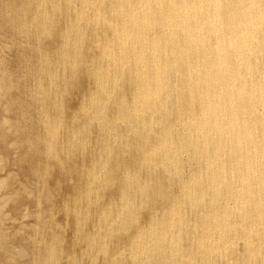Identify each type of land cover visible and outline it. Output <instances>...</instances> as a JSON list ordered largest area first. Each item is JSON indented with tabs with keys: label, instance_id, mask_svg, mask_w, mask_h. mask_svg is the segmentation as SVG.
Masks as SVG:
<instances>
[{
	"label": "rangeland",
	"instance_id": "rangeland-1",
	"mask_svg": "<svg viewBox=\"0 0 264 264\" xmlns=\"http://www.w3.org/2000/svg\"><path fill=\"white\" fill-rule=\"evenodd\" d=\"M126 1L128 0H0V264H140L137 261L131 263L129 253L139 250L138 242L145 235L143 227H148L153 223L152 219L158 221L160 217L161 223L157 224L158 228L161 229L167 223L168 225L172 223L173 220L170 219L171 217L168 218L169 210L166 208L170 209L179 201L185 209L182 213L183 218L180 217L182 218L180 225L183 224V226H181L179 238L181 251L184 252L176 254L177 258L175 254L167 255L169 256L167 264L169 262V264L172 262L173 264H191L188 258L183 259L186 252L192 255L193 261L202 262L204 257V264H228L227 260L232 258L231 264H240L244 261L240 260L244 249L241 240L231 254L225 255L230 256L229 259L225 256L220 258L214 254L209 256L208 253H201V255L194 248L196 241L194 236L200 233L201 223L199 220L197 224L199 226L194 227L197 221L194 217V208L190 207L191 203L188 198L185 199L184 195L183 200L180 190L184 183L187 186L191 185L189 179L193 172L199 173L203 169L199 166L202 167V163L204 166V157L201 154L200 156L195 154L186 143L184 146L180 144V140L185 138V142L189 137L186 135L188 133L187 127L185 129L186 124L184 126L181 122L185 117L183 110L196 111L200 96L191 97L181 92L178 97L174 91L169 92V89H164L163 95H166V98L163 102H142L143 88L148 89L150 85V89H153L156 82L150 73L146 74L148 78L141 75L134 59L138 56V50L142 48L144 58L150 60L148 40L159 36L161 32L158 29L144 32L135 43V48L133 46L131 48L128 43L130 41L120 43L123 28L121 26L126 22L128 24L129 18L116 10L114 6ZM157 15L160 17L159 14ZM98 41H101L100 45ZM179 66L183 69L184 62L180 60ZM167 73L166 86L177 88L184 85L178 73H174L173 70H168ZM115 77L118 78V82ZM143 84L144 86L141 87ZM56 89L57 92H55ZM125 95L126 98H124ZM154 103L158 104L154 105ZM172 108L174 112L171 111ZM120 109L122 112L119 111ZM137 112L139 114H136ZM133 115L136 118H130ZM138 117L142 119L141 122ZM160 132L163 136H167V140L169 138L173 140L180 150L183 147L186 153L182 150L183 153H180L179 150L175 161L167 157L164 153L165 144L170 140L166 141ZM146 143L147 146H144ZM142 157H144L143 160ZM155 159L156 163L152 161ZM202 177L200 176V182L198 181L196 186L198 189L206 184L205 177ZM169 178H172V181ZM146 183L148 186L144 187ZM137 185L144 188L141 187L142 190H140L136 187ZM136 189L138 190L135 191ZM129 195H131L130 199H128ZM208 196L204 197L207 199ZM148 201L151 203L146 206L145 203ZM133 202L139 204L140 209L137 208V204L132 206ZM194 205H196V213L210 209L208 203ZM115 213L117 215H114ZM118 213L121 214L118 215ZM119 217L122 218L121 222ZM236 217L238 216L233 218ZM162 218L168 222L166 223ZM239 220H241L240 217L236 221ZM144 221L148 222L144 224ZM156 221L154 223H157ZM124 225H127V229ZM191 227L194 229H190ZM236 229V235L242 236L244 232L240 227ZM133 236L136 240L131 238ZM181 236L185 237L181 240ZM167 240L164 242L165 249L169 244ZM133 242L137 249H134ZM92 253L98 254L94 256ZM196 255H200L199 259ZM151 256L153 259L150 257L148 264H158L159 261L155 260L159 256L154 251ZM170 259L171 261H168ZM244 262V264H259V261L254 263L245 260Z\"/></svg>",
	"mask_w": 264,
	"mask_h": 264
},
{
	"label": "bare ground",
	"instance_id": "bare-ground-1",
	"mask_svg": "<svg viewBox=\"0 0 264 264\" xmlns=\"http://www.w3.org/2000/svg\"><path fill=\"white\" fill-rule=\"evenodd\" d=\"M20 2H23V1H20ZM114 8L116 10H118L119 12L121 11L124 16H127L129 18V21L127 19V21L129 23L127 24V22L125 21L126 23L121 26V28L122 27L123 28L121 29L122 34L120 37L121 40L119 39L120 43L123 41H130L128 43H130L131 48H132V46H133V48H135L134 47L135 43L144 34V32L153 31L154 29H158L161 32V34L159 36L151 37V39L148 40L149 41L148 48H149V51L151 52L150 60L148 58H144V56H143L144 53L142 52V48H140V50H138L139 53L137 52L138 56L135 55L136 56L135 59L132 57L136 61V62L135 61L134 62L137 63V68L139 69V72L141 73V75L147 77V75H149L148 73H150L152 75V77H154L155 82H156L153 89H150V87H151L150 85H148V89L143 88V92H142L143 97L141 98L142 102H144V103L145 102H152V101L163 102L164 98H166V95H163V93L165 91L164 89H169V92L174 91L176 96L178 95V97L180 95L179 93H181V92L187 93L191 97H193L194 95L200 96V99L198 102V107H197L196 111H192V109L189 111H187L186 109L183 110V111H185L184 112L185 117H183L184 119L181 122H182V124L184 123V126L186 124L185 129L187 127V130H188V133L186 135H189V137L186 139L185 142H184V140H185L184 137H183L184 138L183 140H180L181 141L180 144L182 143V145L184 146V144L186 143V145H188L192 148V150H193V152H195V154H198V155L201 154L204 157V166H203V163H202V167L197 165V166H199L200 169L201 168H203V169L200 170L198 168L200 170V171L198 170L199 173L194 174V172H193L191 179H189L191 185L187 186V184L184 185L185 184L184 183L182 190H180L182 193L181 197L184 195L185 199L188 198V200L191 203L190 207L192 206L194 208V213H195L194 217L197 220L194 227L196 228L197 226H199V225H197L199 220H200L199 222L201 223L200 233H198V234L196 233V236H194V237H196L195 238L196 241L194 243V246H195L194 248L200 254L201 253L202 254L208 253L209 256L211 254H214L216 256H219L220 258H222V257L224 258L225 255H228L229 253L231 254V251L234 249V247L237 245V243H239L238 241L241 240V243H243L244 249L242 250L243 251L242 255H240L241 256L240 260H242V261L246 260L247 262L253 261L254 263L256 261H259V264H264V0H132V1L128 0L124 3L119 2L118 5L114 6ZM81 14H82V12H81ZM157 14H159L160 17H158ZM107 26H109V25H107ZM111 26H113V28H114V25L111 24ZM83 31H82V33H83ZM114 32H115V30H114ZM116 32H117V30H116ZM178 33H181V34L177 35ZM69 35L71 36V34H69ZM115 40H117V39H115ZM145 41L148 45L147 39ZM100 42L98 43L99 45H100ZM124 43L126 44V42H124ZM128 52H129V50H128ZM72 54H74V53H72ZM110 55H112V54H110ZM125 55H126V51H125ZM77 58H78V56H77ZM120 58H121V56H120ZM124 58H123V60H125ZM146 59L149 60V62H150L149 64L147 63L148 60H146ZM180 60L182 62H184L183 69L179 66ZM120 62H122V61L120 60ZM130 65H132V64H130ZM113 68L115 70V67H113ZM75 69H74V71H75ZM138 69H137V71H138ZM114 70H113V74H114ZM168 70H173L174 73H178L180 75V78L184 81V85L182 87L176 88L174 86H166V80L165 79L167 77V74H168L167 71ZM63 71H65V70L63 69ZM116 73H119V72H116ZM178 74H176V75L179 76ZM136 75H137V73H136ZM114 76H115V74H114ZM130 76H132V75H130ZM117 79L118 78L115 79L116 82L119 81V80L117 81ZM119 79H120V77H119ZM112 80H113V78H112ZM175 81H177V80H175ZM115 84H118V83H115ZM140 84H141V82H140ZM144 84H145V82H144ZM144 84L141 85V87L144 86ZM151 84H153V83H151ZM4 86H6V85H4ZM118 88H119V85H118ZM107 89H109V88H107ZM135 89H137V88H135ZM55 92H57V89ZM121 92H122V89H121ZM138 95L141 96V94H138ZM105 96L106 95H104V98H105ZM121 96H122V94H121ZM134 96H136V95H134ZM124 98H126V95ZM132 99H133V97H132ZM121 100H122V98H121ZM130 100H131V98H130ZM160 100H162V101H160ZM173 100H175V99H173ZM118 101L120 103V100H118ZM166 101H168V100H166ZM174 103H175V101H174ZM134 104H135V102H134ZM155 104H158V103H154V105ZM166 104H167V102H166ZM179 106H181V105H179ZM147 107L149 108L150 105ZM131 108L133 109V107H131ZM167 108H170V107H167ZM94 110L95 109H93V111ZM158 110H159V108H158ZM158 110H156V111H158ZM119 111L122 112L121 109ZM146 111H147V109H146ZM171 111L174 112V109ZM130 112L131 111H129L127 113H130ZM56 113H58V112H56ZM136 114H139V113L137 112ZM184 114H182V115H184ZM127 115L130 116L131 114H127ZM161 116H162V114H161ZM133 117H135V116L133 115L130 118L134 119ZM130 118H127V119H130ZM138 118H140V117H138ZM138 118H137V121L139 120ZM53 119H55V118H53ZM181 119H182V117H181ZM96 120L98 121L97 118H96ZM141 120L142 119L140 118V122H141ZM126 124H127V122H126ZM151 124H153V123H151ZM134 125H135V121H134ZM139 125L141 126V123ZM150 127H149V129H150ZM170 128H171V126H170ZM178 128H177V130H178ZM117 129H118V127H117ZM120 129H121V127H120ZM152 129H154V128H152ZM163 130H165V129L163 128ZM152 131H154V130H152ZM160 134L163 136V134L161 132H160ZM180 134L181 133H179V135ZM129 135H131V134L129 133ZM148 135H149V133H148ZM73 136H74V134H73ZM135 136H136V134H135ZM140 136H141V134H140ZM174 136L175 135H173V137ZM136 137H139V136H136ZM166 137H165V135L163 136V138H165L166 141H169V140L170 141L165 144L166 150L164 153L166 154L167 157H170V159L173 158L175 161L177 158V152L180 150L178 148L179 146L177 147V145L173 143V140L171 141L170 138H169V140H167ZM152 138H154V137H152ZM171 138H172V136H171ZM66 139H68V138H66ZM148 139H149V137H148ZM180 139H182V138H180ZM154 140H155V138H154ZM129 141H130V139H129ZM148 142H150V141H148ZM152 142H153V140H152ZM164 142H165V140H164ZM138 143L140 144V140ZM143 143H145V142H143ZM153 144L155 145V143H153ZM156 144H157V142H156ZM145 145L147 146V143L144 144V146ZM151 147H152V143H151ZM182 148L183 147H181V150L183 151ZM147 149H149V148H147ZM154 149H155V147H154ZM138 150L139 149L137 148V151ZM181 150L179 152L183 153L184 151L182 152ZM103 152L106 153V151H103ZM140 153H141V151H140ZM143 153H145V152H143ZM184 153H186V152H184ZM66 154H67V152H66ZM150 154H151V152H150ZM161 155H163V154H161ZM187 155H188V153H187ZM148 156H149V154H148ZM158 156H159V154H158ZM144 157H142V160ZM149 158H151V157H149ZM191 158H192V156H191ZM165 160H167V159H165ZM147 161H149V160H147ZM152 161H155V163H156V159L152 160ZM186 161H187V159H186ZM98 162H99V160H98ZM178 162H179V160L177 161V163ZM142 163H143V161H142ZM142 163H139V164H142ZM147 164H148V162H147ZM151 165L153 166V164H151ZM152 166H151V168H152ZM163 166H165V165H163ZM170 166H169V168H170ZM172 168H174V167H172ZM189 168H190V166H189ZM175 170H176V172H178L177 168ZM178 170H179V168H178ZM156 171H158V170L156 169ZM156 171H153V172H156ZM164 171H165V168H164ZM169 171H170V169H169ZM182 171H183V169H182ZM190 171H191V168H190ZM171 172L172 171H170V174H171ZM129 174H131V173H129ZM140 174H139V176H140ZM178 174H180V173H177V175ZM190 174L191 173H189V175ZM126 175H127V173H126ZM126 175H125V177H126ZM162 175H160V176H162ZM180 176H181V174H180ZM200 176L205 177L204 181L206 184L204 186L201 184L202 186H200V188L198 189V188H196V186L198 184V181L200 182ZM133 177H135V176H133ZM169 179L172 181V178H169ZM140 180H139V182H140ZM158 180H160V179H158ZM175 180L177 181L176 178H175ZM128 181H129V179H128ZM131 181L133 183L132 178H131ZM179 182H177V183H179ZM129 183H130V181H129ZM129 183H127V184H129ZM143 183H145V182H143ZM135 184H136V182H135ZM146 184L145 185L143 184L144 187L148 186V184L147 185ZM174 184H175L174 186L176 187L175 181H174ZM123 187H125V186H123ZM136 187H139L140 190H142L144 188L143 186H139V185H137ZM141 187H142V189H141ZM83 188H85V187H83ZM147 188H145V189H147ZM117 190H119V189H117ZM126 190H128V189H126ZM137 190L138 189H136L135 191H137ZM122 191H124V190H122ZM144 191H143V193H144ZM169 191L170 190H168V192ZM180 191H179V193H180ZM143 193H141V194H143ZM151 193H152V191H151ZM121 194H123V193H121ZM205 195H209L207 197V199L204 197ZM80 196L82 197V195H80ZM117 197H115V199ZM127 197H125L126 198L125 200H127ZM142 197H144V196H142ZM152 197H153V195H152ZM154 197H155V195H154ZM130 198H131V195H129L128 199H130ZM119 199H117V200H119ZM149 199H151V198L149 197ZM132 200L133 199H131V201ZM183 200H184V198H183ZM137 201H138V199H137ZM113 202H115V201H113ZM140 202H142V201L140 200ZM149 203H151V202L148 201V203H145L146 206ZM197 203H198V205H204L205 203L206 204L208 203L210 209H208L206 211L201 210L200 212L196 213V211H197L196 205H194V204H197ZM134 204H132V206H136L137 203H134ZM184 204H185V202H184ZM138 205L139 204H137V208L139 207ZM142 205H143V203H142ZM172 205H173V203H172ZM121 206H122V204H121ZM110 208H111V206H110ZM133 208H136V207H133ZM164 208L165 207H163V209ZM102 209H104L103 206H102ZM138 209H140V207ZM138 209H136V210H138ZM166 209L169 210V212H167L168 218L171 217L170 219H172L173 222L168 225V223H167L168 221L165 220L164 218H162L166 221L167 224L165 226L164 225L165 223H164L163 225L165 227L163 226V228L160 229V228H158L159 226L157 227V224L161 223L160 222L161 217H160V219H158L159 222L156 221L155 219H152V221L154 220L157 223H154V221H153V223L148 225V227H145V228L143 227V229L141 228L143 230V233H145V235H143V239L138 242L139 246L138 245L137 246H138L139 250H136L134 252L129 253V257L132 260L131 263H133V261H137L140 264H148V262L150 261L149 260L150 257H152V259H153V256H151V255L153 254V251H154V253H156L159 256L157 258V260H155V261L156 262L159 261L158 264H162V263L167 264V259H169L168 258L169 256H167V255H169V254L170 255H173V254L178 255V254H181L182 252H184L183 250L181 251V247H180L181 242L179 240L180 235H181L180 234L181 226H183V224L182 225H180V224L182 223L181 221L183 218L182 213L185 210L184 206L182 205V202L179 201L176 204L174 203V205L170 209L169 208H166ZM166 209L164 211H166ZM200 209H202V208H200ZM203 209H204V207H203ZM126 210H127V208H126ZM133 210L135 211V209H133ZM157 210H160V209H157ZM191 211L192 210H190V212ZM87 212H88V210H87ZM122 213H123V211H122ZM187 213H188V210H187ZM187 213H186V215H187ZM120 214L118 213V215H120ZM155 214H157V213H155ZM158 214H159V212H158ZM160 214H162V212H160ZM114 215H117V213H115ZM122 215H124V214H122ZM134 216H136V215H134ZM155 216H157V215H155ZM155 216H153V217H155ZM234 216H238V217H236L237 219L240 217L241 220L236 221L237 219L233 218ZM78 217H80V216H78ZM98 217H100V216H98ZM121 217H123V216H121ZM180 217H182V218H180ZM184 217H186V216L184 215ZM187 217H188V215H187ZM81 218H83V217H81ZM79 220L81 221L82 219H79ZM119 220L121 222L122 218H120ZM184 220H186V219H184ZM127 222H128V220H127ZM145 222H148V221H144L143 223L145 224ZM187 223H188V221L186 222V224ZM128 224H129V222H128ZM103 225H104V223H103ZM110 225L112 226V223ZM191 225H192V223H191ZM138 226L140 227V225H138ZM119 227L121 228V226H119ZM119 227H118V229H120ZM124 227L127 229V225H124ZM128 227H129V225H128ZM187 227H189V226H187ZM237 227H240L241 231L244 232V233L242 232L243 233L242 236L236 235V231H237L236 228ZM182 229H183V227H182ZM190 229H192V227ZM197 229H199V228H197ZM197 229H195V230H197ZM139 231H141V230H139ZM114 233H115V231H114ZM188 233H190V232H188ZM190 234L193 235L194 233L191 232ZM141 235H139V236H141ZM99 236H100V234H99ZM134 236H135V234H134ZM134 236L131 238L134 239ZM182 237H185V236H181V240H182ZM167 238H168V240H167ZM191 238H193V237H191ZM134 240H136V239H134ZM166 240H167V243L169 241V244L168 245L166 244L168 246V248L166 247L167 249H165V247H164L165 246L164 242ZM182 243H183V241H182ZM131 244H132V242H131ZM134 244L135 243L133 242V246H134ZM100 246H102V245L100 244ZM130 247H131V245H130ZM131 249H133V248H131ZM134 249H137V247L134 246ZM189 249H191V248L189 247ZM92 250H93V248H92ZM165 250H166V252H165ZM87 252L89 253V251H87ZM129 252H130V250H129ZM90 253H91V251H90ZM124 253H125V251H124ZM232 253H234V252H232ZM97 254H95V255L93 254V255L96 256ZM38 255H39V253H38ZM93 255H92V257H93ZM112 255H113V253H112ZM125 255H128V254H125ZM125 255H123V256L125 257ZM177 255L175 256L176 258H177ZM120 256H122V255H120ZM198 256L200 257V255H198ZM198 256H197V258H198ZM74 257L75 256L73 255V258ZM92 257H91V259H92ZM170 257H172V256H170ZM225 257H228V256H225ZM229 257H228V259H229ZM71 258H72V256H71ZM119 258H121V257H119ZM180 258L182 259V255ZM122 259H124V258L122 257ZM175 259H172V260L175 261ZM183 259H187V260L191 261L190 262L191 264H204L205 263V262H203L204 257H203L202 262L197 261V260L193 261L192 255H190L189 252L184 253ZM205 259H208V258H205ZM232 259L227 260L226 263L231 264ZM116 261H117V259H116ZM168 261H171V259ZM185 261H183V262L185 263ZM76 262H78V260ZM90 262H91V260H90ZM117 262H120V261L118 260ZM208 262L210 263V261H208ZM212 262H213V260H212ZM221 262H222V260H221ZM235 262H237V261H235ZM242 263H240V264H242ZM171 264H173V262ZM175 264H177V263H175Z\"/></svg>",
	"mask_w": 264,
	"mask_h": 264
}]
</instances>
